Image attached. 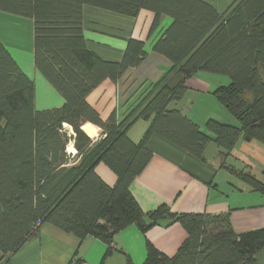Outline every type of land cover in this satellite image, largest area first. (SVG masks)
Masks as SVG:
<instances>
[{"label":"trees","instance_id":"obj_1","mask_svg":"<svg viewBox=\"0 0 264 264\" xmlns=\"http://www.w3.org/2000/svg\"><path fill=\"white\" fill-rule=\"evenodd\" d=\"M90 5L129 16L139 10L155 13L151 31L161 17L172 24L155 50L173 61V73L185 78L199 70L226 75L215 96L228 107L238 125L210 118L207 130L179 109H169L186 93L184 83L157 85L123 121H107L87 101L88 94L110 78L118 81L141 63L145 44L131 39L122 62L102 60L88 47L84 7ZM0 11L34 22L36 68L63 96L61 107L37 109L35 82L0 40V252L7 258L45 223L108 244L130 224L142 230L163 220L180 222L187 239L174 256L150 247L144 264H258L264 228L238 233L230 213H175L167 204L145 212L131 184L153 157V133L204 160L210 141L230 153L241 135L264 142V0H236L221 14L204 0H0ZM152 127L141 143L127 131L137 119ZM94 124L98 138L90 137ZM86 130V131H85ZM90 130V131H89ZM89 132V133H88ZM73 146L76 153L69 152ZM104 162L118 176L109 186L95 172ZM264 174V172H263ZM257 190L264 182L242 173Z\"/></svg>","mask_w":264,"mask_h":264},{"label":"crops","instance_id":"obj_2","mask_svg":"<svg viewBox=\"0 0 264 264\" xmlns=\"http://www.w3.org/2000/svg\"><path fill=\"white\" fill-rule=\"evenodd\" d=\"M204 1L223 14L236 0ZM154 19L155 13L148 9L129 16L90 5L84 7L88 47L102 60L122 62L131 39L144 42L146 51L141 63L130 67L118 81L107 78L93 89L87 96L89 104L102 120L115 115L120 122L157 85L166 81L174 88L184 83L187 89L184 98L170 102L169 109L181 110L204 131L210 118L238 125L237 118L214 94L219 86L228 84L230 78L204 70L189 78L181 73L172 74L173 61L156 51L155 45L173 19L162 16L157 28L151 31ZM0 40L34 80L37 109L63 106V96L35 66L33 20L0 11ZM16 50L32 55L28 69L18 59ZM154 118L137 119L127 131L128 137L136 144L141 143ZM87 125L93 126L90 137L98 138L101 128L91 123ZM94 131H97L95 136ZM148 146L153 157L131 184V193L143 211L150 212L167 204L178 214L230 213L231 224L238 233L264 228V191L254 189L242 176V173H250L264 182V142L241 135L232 151L225 153L216 142L210 141L204 160L157 133L150 136ZM71 153L75 154L76 149ZM95 172L109 186L117 184V174L104 162L96 164ZM187 237L180 222L169 220L147 230L130 224L118 231L110 244L93 235L80 238L45 223L7 258H2L0 252V264H144L150 247L174 256ZM257 262L264 264V248L258 252Z\"/></svg>","mask_w":264,"mask_h":264},{"label":"rangeland","instance_id":"obj_3","mask_svg":"<svg viewBox=\"0 0 264 264\" xmlns=\"http://www.w3.org/2000/svg\"><path fill=\"white\" fill-rule=\"evenodd\" d=\"M16 51H17L16 52V55H17L18 59H20V61L22 62V64L25 65L26 69H28V64L31 63L32 55L29 54L27 51H24V50H19V51L16 50ZM230 116H232V115H230ZM236 122H238V121L236 120ZM212 144H214V143H212ZM246 161H247V159H246Z\"/></svg>","mask_w":264,"mask_h":264},{"label":"bare ground","instance_id":"obj_4","mask_svg":"<svg viewBox=\"0 0 264 264\" xmlns=\"http://www.w3.org/2000/svg\"><path fill=\"white\" fill-rule=\"evenodd\" d=\"M96 132H97V131H94L92 135H93V136L96 135V134H97ZM69 150H70L71 152L75 151V149H74L72 146L69 147Z\"/></svg>","mask_w":264,"mask_h":264}]
</instances>
